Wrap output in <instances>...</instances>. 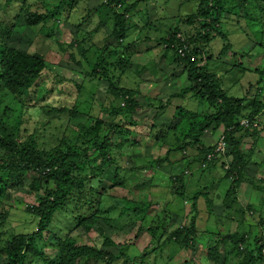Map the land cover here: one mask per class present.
<instances>
[{
    "label": "rangeland",
    "instance_id": "374dc122",
    "mask_svg": "<svg viewBox=\"0 0 264 264\" xmlns=\"http://www.w3.org/2000/svg\"><path fill=\"white\" fill-rule=\"evenodd\" d=\"M61 1L0 0V38L6 39L8 48L40 55L45 63L35 86L25 96L18 97L0 82V130L14 136L17 144L30 141L34 135L36 149L50 151L62 142L82 148V143L92 144V136L87 133L96 122H102L99 138L111 134L110 155L114 164L102 176H86L75 186L67 197V205L55 214L49 230L35 236L43 257L29 256L24 264H48L44 261L48 259L54 262L57 244L68 238L107 256L100 259L102 264L109 257L114 258V264H123L122 258H115L119 254L117 245L122 248L132 241L130 251L142 264H242L243 256L228 240L230 233H248L247 228L253 227L251 240L263 242L264 237V230L257 226L259 219L264 221V110L253 120L255 126L252 128L258 130L256 135L242 131L237 135L241 145L230 148L231 156L235 149L232 157L237 159L236 164L242 168L244 163L242 176H238L237 181L234 173L231 175L225 169V166L229 168V159L225 157L208 169L198 165L187 169L183 179L185 188L180 192H176L180 187L170 184L169 179L176 175L181 177L184 165L195 158L197 145L184 137L183 145L179 146L181 150H175L171 132L165 133L169 127L167 121L155 132L151 131L158 115L169 120L172 113H152L157 108L149 107L146 101V84L159 80V71H164L165 75H179L182 69L186 72L187 67L175 63L173 50L167 42L178 31L184 38L195 34L194 28L199 24L192 21L191 15L196 12L197 0H148L139 4L132 19L128 20L129 28L121 41L112 35L113 16L100 6L104 0H78L63 5ZM133 1L136 0H127ZM261 2H216L211 17L216 20L219 32L211 34L217 38L210 42L209 55L213 59H228L211 64L214 67L211 71L220 78L222 87L230 88L232 95L246 97L247 102L258 97L264 104V5ZM31 15L48 18L44 23L30 26L27 17ZM223 47L229 48L222 53ZM236 77H239L237 86L231 83ZM112 78H119L121 88L137 91L134 99H114L108 94L107 80ZM182 79L161 88L167 91L165 101L174 90H183ZM149 89V96L160 94L152 84ZM175 99L181 100L176 97L169 101L171 112L179 103L174 102ZM137 105L141 108L133 113L115 111ZM184 107L193 111L202 109L198 102L187 103ZM130 121L135 125L131 126ZM118 128L121 133L112 134ZM214 137H218L217 133ZM169 149L174 151L170 153ZM87 150L92 153L90 158H94L95 150ZM166 156V166L154 169L156 172L140 163ZM16 157L15 153L10 154L0 146V243L22 233L36 232L38 219L32 215V208L39 207L43 200L53 199L51 194L56 189L53 179L45 180L38 171L22 169L23 163ZM116 167L119 179H115ZM135 168L134 173L128 170ZM92 191L101 197L99 204L96 203L98 196L84 200L90 198ZM102 197L108 198L103 201ZM121 199L154 204L150 214L156 215L151 222L157 231L154 244L147 232L140 234L136 241L132 239L137 231L135 223L116 231L99 220L89 231L77 224L78 217L89 216L84 203L92 208V218L103 208L113 216L116 208L121 207L118 202ZM162 208L168 212H160ZM92 224L87 222L86 226L90 228ZM148 225L142 227L146 229ZM183 226L190 229L188 246L182 244V238H172L168 242L173 228ZM105 240L114 244L105 245ZM155 245L156 253L145 261L146 247L152 250ZM162 248L166 249L159 254ZM127 254L131 258L129 250ZM214 258L219 261L212 262ZM5 261L4 256H0V264ZM99 262L80 258L69 264H101Z\"/></svg>",
    "mask_w": 264,
    "mask_h": 264
},
{
    "label": "trees",
    "instance_id": "16d2710c",
    "mask_svg": "<svg viewBox=\"0 0 264 264\" xmlns=\"http://www.w3.org/2000/svg\"><path fill=\"white\" fill-rule=\"evenodd\" d=\"M77 1L78 0H62L60 4L63 5L68 2L73 4L77 3ZM147 1L148 0H136L133 2H127V0H104L101 2L100 6L102 8H107L113 16L112 35L116 36L120 41L123 40L129 28L128 20L132 19L137 6ZM220 1L222 3L223 0ZM216 2H219V0H197L196 12L191 15V18L193 19L192 21L199 24L198 27L194 28L195 34L185 36L184 38L178 31V33H174L171 36L170 41L167 42L168 45H171L173 50L175 63L183 65L184 68L187 67L186 86L179 93L171 95L165 102L159 101L158 99H151L149 101V107L154 106L157 110L167 107L169 101L176 97L181 99L193 98L200 103V106H202V109L198 111L185 109L184 106L176 107L171 116L172 121L169 123V127L165 132H171L172 138L175 141V150L177 151L181 150L180 148L182 147L179 146L183 145L182 140L184 137L189 138L194 145H197L195 148V158L184 165L181 171V177L176 175L169 179L170 184L180 187L176 192H180V190L185 188L183 180L185 175L184 171L191 166L196 165H198L199 168H202V164L206 163V154L211 152L214 146H205L202 142L201 137L208 131H211L212 133L218 131L223 132L227 143L226 159H229V168L227 171L229 174L231 173V175L234 173V176L236 177L235 181H237L238 178L242 176L241 174L244 163L242 168L236 164L235 160L237 161V159L232 157L235 153V149L232 151L233 155L231 156L230 148H237L238 145H241L237 138L238 133L243 131V133H248L254 136V134L256 135L258 132L255 128L251 127L250 129V127H248L249 129H247L240 126L239 122L242 119H245L254 123L253 120L258 119L263 114L262 112L264 110L263 101L261 102L258 97H252L251 101L249 102L248 100L247 102L246 97L243 98L232 95L230 93V88L225 89L222 87L223 83L217 74L210 72L207 68V56L208 51H210L209 45L215 37L217 38V36L212 37L211 34L214 31L219 32L216 28V20L211 17V12L215 9ZM261 4L264 5V0H262ZM260 9L262 11V6H260ZM47 18V16L36 17L31 15L30 17H27V22L30 26H35L44 23L47 21ZM178 35L180 37L177 38ZM0 40V82L11 92L18 95V97L22 95L25 96L26 92L29 94L30 90L35 86L45 67V63L40 55H28L22 51L8 48L6 46V39L0 38ZM184 47L186 50H183ZM228 48L229 47H223L222 53L226 52ZM179 50L183 52V56L178 54ZM232 70H235V68L232 67ZM239 77H236V79L233 78L234 81L231 83L237 86L239 84L237 78ZM118 80L119 78H112L110 81L107 80L108 94L114 97V99H134L137 95V91L121 88ZM140 106L141 105H137L136 108L125 107L122 109H115V111L116 113H133L134 110L140 109ZM174 119H178V123L173 122ZM171 124H173V127H171ZM130 125L134 126L135 122H131ZM103 126L104 123L96 122L95 126L89 130L87 134L92 136V144L82 143L84 148L68 142H62L60 146H57L50 151H38L36 149L34 135H32L30 141H22L21 144H17L14 136L11 134L8 135L0 130L2 134V137L0 138V146L7 149L10 154H16V158H19L21 163H23L21 168L29 171H38L40 177L45 180L53 179L56 187L54 193L51 194L53 199L50 201L43 200L39 207L32 208V215L38 219L37 231L32 234L22 233L21 235L14 236L8 242L0 243V256H4L6 259L2 264H24L29 256L43 257V252H41L39 246L37 247L36 245L35 236L40 235L45 230H49L52 226L51 223L55 214L60 213L64 206L67 205L66 200L68 195L73 189H75V186L77 187L82 183L84 177L89 176L97 178L102 176L106 169L113 166L114 163L110 155L111 134H106L102 139L99 138V130H101ZM160 126L161 124H153L151 126V131L155 132ZM109 128H111V126H109ZM121 131L122 130L118 128L117 130H114L112 134H120ZM17 139H19V137H17ZM89 148L95 150L96 153H94V158H90L92 153H89L87 150ZM168 151L171 153L174 149H169ZM167 156L169 158V155ZM167 156L166 158L152 159L149 157L150 160L147 159V161L144 160L140 163L144 167L155 171L157 168H161V166H166V161L168 160ZM217 161L206 163L205 169H208L212 164H216ZM237 167H239L240 172L236 170ZM116 168L115 179H119L117 175L118 167ZM141 168L143 167L141 166ZM3 169L4 168H2V170ZM128 170H130L131 173H134V170L136 172L137 168ZM96 196H98L97 192L92 191L90 192V198H85L84 200L90 201L93 198H96ZM99 198L101 197L98 196V199H96L97 204H99ZM107 198L108 197H102V200L105 201ZM112 200L117 201L116 199ZM118 202H120L119 205H121V207L119 209L116 208L115 215L112 216L109 210L103 208L101 212L100 210L95 212L93 218L90 217V211H92V208L84 203L85 211L89 213V216L78 217L76 220L77 224L85 231H89L99 220L104 222L103 224L110 230L116 231L123 230V228L130 223H135L137 224V231L132 239L136 241L140 234L147 232L151 238V242H153L157 231L156 228H152L151 222L155 221L156 215L150 217L149 214H151V208L154 204L151 201L146 203L126 199L118 200ZM160 212L166 213L168 211L162 208ZM87 222L88 224L93 223L90 228L89 226H86ZM146 223L149 225L144 229L142 225ZM259 223L260 224H257V226L264 230V221L259 219ZM163 225L164 223L162 224V229ZM168 226L169 224L167 223L166 228H168ZM247 231L249 232L247 233L245 231L241 234L237 232L230 233L231 235H229L228 240L232 241V246L235 247L236 252L243 256L242 264H258L262 260L261 253L262 250H264V237H262L263 242L258 239L251 240L252 234L250 233L253 232V227L247 228ZM187 234H190V229L185 226L179 229L173 228L167 240L169 242L172 238H182V240L184 239L182 244L188 246L191 241L187 238ZM224 241H226L225 238L223 242ZM132 242L125 243L122 248L120 245H117L119 247V254L118 257L115 258H122L123 264H142L143 262L138 260L139 257H133V254L130 251ZM162 242L165 244V239L162 238ZM112 243V241L105 240V245L111 246L114 244ZM156 249V245L153 246L152 250L146 247L145 261L151 254L156 253L154 252ZM165 249L166 248L159 249V254L163 253ZM128 250L131 258H129L127 254ZM55 253H57V257L54 262L49 259L44 261L48 264H69L74 260L84 258L96 259L101 261L99 263L102 264V260H104L103 257H107L98 251L79 246L69 238L62 241L60 244H57ZM141 256H145V254H142ZM113 259V257H109L105 260L104 264H114ZM218 261L219 258H214V260H212L214 263Z\"/></svg>",
    "mask_w": 264,
    "mask_h": 264
},
{
    "label": "crops",
    "instance_id": "0c3cea01",
    "mask_svg": "<svg viewBox=\"0 0 264 264\" xmlns=\"http://www.w3.org/2000/svg\"><path fill=\"white\" fill-rule=\"evenodd\" d=\"M221 52H222V48H221ZM231 53H232V51H231ZM210 51H208V56H207V58H208V60H207V67H208V69H209V71L210 72H213V71H211L213 68L211 67V64H213V62H214V64H216V63H218L219 62V59H224V58H222V57H216V58H212L210 55ZM220 54H222V53H220ZM227 59V58H226ZM226 59H224L225 61H227ZM175 67H177V66H175ZM184 68V67H183ZM184 70L182 69V72H180L179 73V75L178 74H174V75H165V74H163V72L164 71H162V73H161V71H159V77H158V79L159 80H155V81H153V82H150V83H148V84H146V101H150L151 100V98H153V99H158L159 101H163V102H165V98H164V96H165V94L167 93V91H165L164 89L162 90L161 88H167L168 86H171V84H173V81H175L176 82V84L179 82V80H180V78L182 79V81L184 80V82H183V84H185V85H183L182 87H181V89H183L185 86H186V84H187V78H186V72L184 73L183 72ZM215 73V72H214ZM180 77V78H179ZM150 84H152V86L153 87H156V89H157V91H158V93L160 92V94L159 95H157V97H155V96H149L150 95V93H149V91H150V89H149V85ZM175 84V85H176ZM179 90V89H178ZM173 93L174 94H177V93H179L177 90H174L173 91ZM190 99V98H189ZM189 99H175V101L174 102H179V103H177V105L175 106V108L176 107H178V106H185L187 103H191L192 104V102H194V104L197 102L196 100H189ZM174 108V109H175ZM173 109V110H174ZM185 109H188V108H185ZM174 111H169V105H167V107H165V108H163V109H160V110H155L154 109V111L152 112V113H173ZM172 116V115H171ZM170 116V117H171ZM167 121V122H166ZM171 121H172V117L168 120L167 118H165V116L163 115H158L157 117H156V119H155V123H156V125H159V124H162V123H171ZM217 133V136H219L222 132L221 131H218V132H211V131H208V132H206L205 134H204V136L202 137V142H203V144L205 145V146H211L213 143H214V141H215V139L217 138V137H214V134H216ZM217 140V139H216ZM216 143V142H215ZM151 211H152V209H151ZM152 213V212H151ZM149 216L151 217L152 215H150L149 214ZM153 216H155V215H153ZM264 216V215H263Z\"/></svg>",
    "mask_w": 264,
    "mask_h": 264
},
{
    "label": "built area",
    "instance_id": "2783aa9c",
    "mask_svg": "<svg viewBox=\"0 0 264 264\" xmlns=\"http://www.w3.org/2000/svg\"><path fill=\"white\" fill-rule=\"evenodd\" d=\"M180 37L179 35L177 36V38ZM183 50H186V48L184 47ZM178 54L180 56H183V52L181 50L178 51ZM239 125L244 127V128H248V127H253L255 126L254 123L249 122L248 120L242 119L239 122ZM226 151H227V143L224 137L223 132L217 137L216 143L213 146V149L211 152H209L208 154H206V163H210V162H215L221 158H225L226 157ZM206 163L202 164V169L205 167L206 168ZM225 169H228V166H225ZM184 174H186V171L184 172ZM262 260L260 263L258 264H262L264 263V250H262Z\"/></svg>",
    "mask_w": 264,
    "mask_h": 264
},
{
    "label": "clouds",
    "instance_id": "9594fccd",
    "mask_svg": "<svg viewBox=\"0 0 264 264\" xmlns=\"http://www.w3.org/2000/svg\"><path fill=\"white\" fill-rule=\"evenodd\" d=\"M185 172V171H184ZM187 172V171H186Z\"/></svg>",
    "mask_w": 264,
    "mask_h": 264
}]
</instances>
